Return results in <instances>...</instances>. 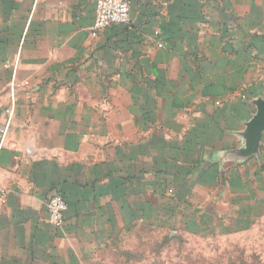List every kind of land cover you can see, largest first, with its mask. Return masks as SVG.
Instances as JSON below:
<instances>
[{
  "label": "crops",
  "instance_id": "0c3cea01",
  "mask_svg": "<svg viewBox=\"0 0 264 264\" xmlns=\"http://www.w3.org/2000/svg\"><path fill=\"white\" fill-rule=\"evenodd\" d=\"M0 0V264H94L133 223L211 232L264 191V0ZM60 192L64 221H48Z\"/></svg>",
  "mask_w": 264,
  "mask_h": 264
},
{
  "label": "rangeland",
  "instance_id": "374dc122",
  "mask_svg": "<svg viewBox=\"0 0 264 264\" xmlns=\"http://www.w3.org/2000/svg\"><path fill=\"white\" fill-rule=\"evenodd\" d=\"M210 233L133 223L99 248L94 264H264V191Z\"/></svg>",
  "mask_w": 264,
  "mask_h": 264
},
{
  "label": "built area",
  "instance_id": "2783aa9c",
  "mask_svg": "<svg viewBox=\"0 0 264 264\" xmlns=\"http://www.w3.org/2000/svg\"><path fill=\"white\" fill-rule=\"evenodd\" d=\"M94 2V20L93 29L99 30L114 24L127 23L130 14L129 0H93ZM12 104L5 108L7 120L0 126V149L5 144L12 114ZM5 193L0 189V206L4 202ZM67 205L61 194L53 192L46 200V210L48 221L59 226L64 221V213Z\"/></svg>",
  "mask_w": 264,
  "mask_h": 264
},
{
  "label": "water",
  "instance_id": "95a60500",
  "mask_svg": "<svg viewBox=\"0 0 264 264\" xmlns=\"http://www.w3.org/2000/svg\"><path fill=\"white\" fill-rule=\"evenodd\" d=\"M256 111L245 124L244 137V156L257 155L261 134L264 131V98L255 101Z\"/></svg>",
  "mask_w": 264,
  "mask_h": 264
},
{
  "label": "trees",
  "instance_id": "16d2710c",
  "mask_svg": "<svg viewBox=\"0 0 264 264\" xmlns=\"http://www.w3.org/2000/svg\"><path fill=\"white\" fill-rule=\"evenodd\" d=\"M57 193H59V194H61L60 192H58L57 191ZM61 196L63 197V199H64V196L61 194ZM65 200V199H64ZM66 202V201H65ZM222 224H220L219 226H221ZM182 229H188V230H193V231H197V230H200V231H204V230H202V229H198L197 227H188V226H184ZM205 233H210V232H208V231H204Z\"/></svg>",
  "mask_w": 264,
  "mask_h": 264
}]
</instances>
